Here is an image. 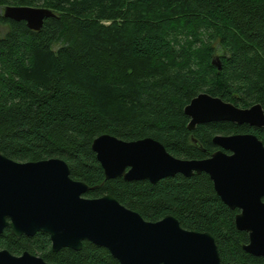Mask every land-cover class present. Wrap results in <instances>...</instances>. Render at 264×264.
<instances>
[{
    "label": "trees",
    "instance_id": "16d2710c",
    "mask_svg": "<svg viewBox=\"0 0 264 264\" xmlns=\"http://www.w3.org/2000/svg\"><path fill=\"white\" fill-rule=\"evenodd\" d=\"M7 6L56 16L36 32L6 19ZM201 93L264 110V0H0V152L18 162L61 159L94 188L86 198L109 194L148 222L172 215L186 230L209 232L222 264H264L244 251L239 210L222 202L207 174L106 180L92 149L102 135L152 138L176 158L202 160L218 150V135L254 134L264 144V128L248 125L189 131L184 110ZM0 250L50 264H120L88 241L54 252L46 233L18 239L5 229Z\"/></svg>",
    "mask_w": 264,
    "mask_h": 264
},
{
    "label": "water",
    "instance_id": "95a60500",
    "mask_svg": "<svg viewBox=\"0 0 264 264\" xmlns=\"http://www.w3.org/2000/svg\"><path fill=\"white\" fill-rule=\"evenodd\" d=\"M3 15L36 32L56 16L50 9L29 6H7ZM213 65L222 69L219 58ZM184 112L189 131L219 122L264 128L260 104L242 109L207 93L195 97ZM213 143L220 149L202 160L176 158L152 138L127 142L102 135L92 149L106 180L157 184L178 174H207L222 202L240 210L236 227L249 235L244 251L264 257V144L253 134L218 135ZM93 189L74 180L61 159L18 162L0 152V234L10 229L20 239L46 233L54 252L80 251L88 241L107 249L120 264H222L211 233L186 230L172 215L148 222L112 195L86 198ZM0 264L50 263L29 252L15 256L0 250Z\"/></svg>",
    "mask_w": 264,
    "mask_h": 264
},
{
    "label": "flooded vegetation",
    "instance_id": "af4514ba",
    "mask_svg": "<svg viewBox=\"0 0 264 264\" xmlns=\"http://www.w3.org/2000/svg\"><path fill=\"white\" fill-rule=\"evenodd\" d=\"M233 124V123H232ZM249 126V125H248ZM251 127V126H250ZM253 128H256V127H253ZM236 135V134H235ZM254 135V134H253ZM230 136V135H229ZM256 136V135H255ZM258 138V137H257ZM220 148L218 147V150H219ZM217 150V151H218ZM228 154H230V152H228ZM236 210H238V209H236ZM239 212H240V210H239ZM238 214V213H237Z\"/></svg>",
    "mask_w": 264,
    "mask_h": 264
}]
</instances>
